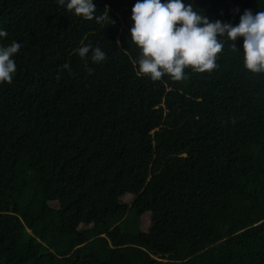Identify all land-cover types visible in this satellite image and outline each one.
Returning <instances> with one entry per match:
<instances>
[{
  "label": "trees",
  "instance_id": "16d2710c",
  "mask_svg": "<svg viewBox=\"0 0 264 264\" xmlns=\"http://www.w3.org/2000/svg\"><path fill=\"white\" fill-rule=\"evenodd\" d=\"M136 2L93 0L97 22L67 0H0V46L22 45L0 83V264H264V73L224 36L213 71L153 81ZM184 2L233 26L264 11ZM88 44L106 59L86 64ZM128 210L134 235L107 224Z\"/></svg>",
  "mask_w": 264,
  "mask_h": 264
},
{
  "label": "clouds",
  "instance_id": "9594fccd",
  "mask_svg": "<svg viewBox=\"0 0 264 264\" xmlns=\"http://www.w3.org/2000/svg\"><path fill=\"white\" fill-rule=\"evenodd\" d=\"M59 4L65 5V0H59ZM66 8L86 20L108 19L105 15L95 16L93 0H67ZM131 20V40L141 53L139 72L150 75L153 81L165 75L181 81L186 78L185 69L189 67L198 73L213 71L218 67V54L223 50L220 38L224 36L232 42L234 51L237 50L235 41L243 38L245 68L252 73H264V11L253 14L245 10L239 23L233 26L220 20L209 22L205 15L194 10L192 3L184 0H137ZM7 35V31L0 30V37ZM21 46L16 41L10 46H0V83H12L17 70L13 57ZM90 52L93 63L106 59L100 47L88 44L78 50L86 64ZM64 68L69 65L65 64Z\"/></svg>",
  "mask_w": 264,
  "mask_h": 264
},
{
  "label": "rangeland",
  "instance_id": "374dc122",
  "mask_svg": "<svg viewBox=\"0 0 264 264\" xmlns=\"http://www.w3.org/2000/svg\"><path fill=\"white\" fill-rule=\"evenodd\" d=\"M107 224L109 226H115L118 224L120 228L129 235H134L137 232V219L135 213L132 210H128L124 215H119L116 218L109 219ZM102 230L103 229L100 228L98 230L91 231L89 233H86V236H94L97 233H100ZM101 236H104V233H102Z\"/></svg>",
  "mask_w": 264,
  "mask_h": 264
}]
</instances>
